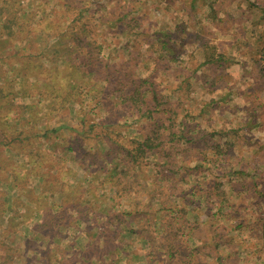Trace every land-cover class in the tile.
<instances>
[{
    "label": "rangeland",
    "instance_id": "374dc122",
    "mask_svg": "<svg viewBox=\"0 0 264 264\" xmlns=\"http://www.w3.org/2000/svg\"><path fill=\"white\" fill-rule=\"evenodd\" d=\"M70 2L90 18L101 54L150 77L195 139L173 150L162 138L132 160L128 150L163 115L129 104L109 115L104 82L77 71L73 53L69 63L52 53L46 34L74 17L66 1L14 0L24 30L0 35V264H197L211 213L231 216L229 231L239 226L229 259L264 264V0ZM39 8L49 17L41 25ZM166 40L175 61L160 57ZM210 53L221 60L206 62ZM81 119L108 126L90 132ZM171 217L191 227L174 239L173 260L162 241Z\"/></svg>",
    "mask_w": 264,
    "mask_h": 264
},
{
    "label": "trees",
    "instance_id": "16d2710c",
    "mask_svg": "<svg viewBox=\"0 0 264 264\" xmlns=\"http://www.w3.org/2000/svg\"><path fill=\"white\" fill-rule=\"evenodd\" d=\"M65 1L68 4L67 9L73 12L74 17L68 21V26H66L67 29L64 31H62V28L59 26L55 34H46L47 37L53 35V39L56 40L55 44H53L54 50L52 53L57 57L64 59L65 63L72 61L65 57V55H70L73 53L74 60L71 63L77 71L84 72L85 76L87 73L93 74L91 78L93 82L97 80H100L99 82H104V84L99 88L100 94H102L104 97L100 98V103L102 108L107 110L109 115L116 114L117 111L129 104L138 111L140 116L148 115L149 117H153V114L160 113L164 117L161 120L162 122H155L156 130L153 132V137L147 138L140 145L134 146L131 148V150H128L127 153L129 157L132 160L138 159V162L141 158V155L145 154L147 151L160 149L163 144V141L161 140L162 138L171 140L173 143V150L178 149L180 145L179 143H181L183 140L187 142V145H191L195 139V137L193 138L189 135L191 128H189L185 123H182L181 127L176 125L175 110L172 109L171 102L169 99H161V96L158 93V88L152 79L150 77L144 78L142 76L139 79H134V75L131 73V70L128 71L129 68L125 66V60H121L120 64L118 63L119 65H117L115 63H111L108 58L104 57L101 54L103 43L96 41L98 40L97 36H91V33L94 31L95 27H93V24H91L90 18L84 16L83 10H80L79 7L75 12L76 8H73L70 0ZM1 2L5 4V6L0 7V19L1 23H3L2 32H0V35L3 33V31L15 35L16 33L24 30V27L20 24L21 18L19 10H17L14 5H12L14 0H2ZM38 11L41 12L42 16H40L41 18L37 20V24L41 25L44 23V20H47L49 17L45 9L42 10L39 8L37 12ZM4 12L7 13L5 19L2 17ZM47 25V28L52 27V24L50 23ZM42 30L46 31L43 26ZM48 33L51 32L49 31ZM169 37L171 40V34H169ZM170 40L162 42V53L160 54V57L161 59L175 61L177 53L174 51V46H171ZM67 42L71 44L72 48H67ZM50 43L51 42L49 40L48 44ZM214 56L215 55L213 53L208 54L206 56V62H218L222 58L221 56ZM43 66L44 65L41 64V67ZM55 69L59 76L62 72V69H59L57 66ZM43 81L47 86L51 83L50 78L48 77H45ZM88 81L90 82V80ZM80 125L83 127L82 129L85 130L86 127H88L90 132L96 131V128L100 126L101 128L108 126L105 121L93 122L87 125L85 119L80 120ZM73 128L79 131L77 126H72V129ZM53 129L58 130L59 128ZM46 133L47 130L44 132V134ZM79 133L83 134L85 132L82 130V132L80 131ZM1 135L2 134H0V140ZM212 135L213 133L210 134V136ZM188 147L189 146H187V148ZM163 155L165 156V154ZM139 163V166H141L142 161ZM114 171L115 169L112 170V172ZM119 183H122V180H120ZM135 195L136 199H134V202H137L139 195ZM166 228H168V234L166 236H162V241L164 244V249H167L166 253L168 258L173 260L175 253L179 251V248L174 244V239L181 236V234L185 233L191 227L190 223L186 222V225L182 228L177 224L175 218L171 217L169 218ZM149 241L153 243L152 250L156 251L160 244L157 241L155 242L151 236Z\"/></svg>",
    "mask_w": 264,
    "mask_h": 264
},
{
    "label": "crops",
    "instance_id": "0c3cea01",
    "mask_svg": "<svg viewBox=\"0 0 264 264\" xmlns=\"http://www.w3.org/2000/svg\"><path fill=\"white\" fill-rule=\"evenodd\" d=\"M205 227H208L212 231L205 235L204 237H199L195 239L196 249L198 252L204 253V258L201 259L198 253L197 255V264H241L242 261L233 262L232 258L229 259L228 251L235 249V247H230L228 244V237L231 233L240 232L239 226L233 228L234 231H229V223L233 222V218L228 214H207L205 216ZM219 233V234H218ZM217 235L224 236V240H221V244L218 246L217 242L220 240L219 237L216 238ZM227 235V237L225 236ZM217 239V240H216ZM215 241V244H214ZM217 247L219 249H217ZM216 248V250H215ZM238 249V247L236 248ZM264 250V248H262ZM263 250L261 253H263ZM196 251V253H197ZM243 264H248L247 262H243Z\"/></svg>",
    "mask_w": 264,
    "mask_h": 264
}]
</instances>
